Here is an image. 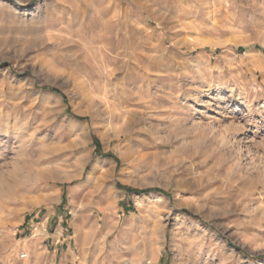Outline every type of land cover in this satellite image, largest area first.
I'll return each mask as SVG.
<instances>
[{
    "label": "rangeland",
    "instance_id": "374dc122",
    "mask_svg": "<svg viewBox=\"0 0 264 264\" xmlns=\"http://www.w3.org/2000/svg\"><path fill=\"white\" fill-rule=\"evenodd\" d=\"M15 1L0 0V264H35L21 225L57 210L75 264H264V0H147L149 26L132 0ZM107 88L132 144L112 140Z\"/></svg>",
    "mask_w": 264,
    "mask_h": 264
},
{
    "label": "crops",
    "instance_id": "0c3cea01",
    "mask_svg": "<svg viewBox=\"0 0 264 264\" xmlns=\"http://www.w3.org/2000/svg\"><path fill=\"white\" fill-rule=\"evenodd\" d=\"M63 213L37 212L22 227L28 243L30 261L35 264H75L76 240L63 220Z\"/></svg>",
    "mask_w": 264,
    "mask_h": 264
},
{
    "label": "bare ground",
    "instance_id": "6f19581e",
    "mask_svg": "<svg viewBox=\"0 0 264 264\" xmlns=\"http://www.w3.org/2000/svg\"><path fill=\"white\" fill-rule=\"evenodd\" d=\"M133 1V4L136 6V7H138V9L141 11V12H139V14H137L136 15V18H137V23L138 22H145V24L147 25V26H149V22L151 21V22H153L154 20L152 19V18H149L150 16H149V13H148V9H147V5H146V3H147V0H132ZM152 1V0H151ZM154 1V0H153ZM152 1V2H153ZM157 1V0H156ZM134 8V7H133ZM130 11V10H129ZM143 13H145L147 16H148V18H142L143 20H141L140 19V17H143ZM60 20L58 19V22H59ZM136 23V22H135ZM145 27V26H144ZM147 28L145 27V28H143V29H141V30H139L138 28L136 29L137 30V32L139 33V34H144V38H145V40H144V42H145V45L146 46H149V48H150V51H154V52H157V53H164L165 52V48H164V44H163V42L162 41H157V46L155 47V46H151V44L149 45V42L153 39V37L147 32V30H146ZM103 45V44H102ZM144 45V44H143ZM89 46H91V45H89ZM93 46V45H92ZM103 47V46H102ZM104 47L106 48V49H109V52L110 53H114V48L111 46V44L109 43V42H104ZM98 48V47H97ZM96 48V49H97ZM95 49V48H94ZM91 50V49H90ZM118 50V49H117ZM92 51V50H91ZM94 51V50H93ZM92 51V52H93ZM102 51V50H101ZM94 53V52H93ZM167 53V52H166ZM98 54H100V52L98 53ZM108 54V53H107ZM103 55H104V57H106V54H104L103 53ZM116 56H120L119 54H118V52L116 53ZM92 58H94V56L92 55L91 56ZM96 57V56H95ZM101 57V56H100ZM98 59V58H97ZM98 61V60H97ZM101 61V60H100ZM103 61V60H102ZM92 63H93V61H92ZM104 65L102 66L101 64H100V68L102 67H107V65H110V63H111V61L108 59V60H106V62L104 61ZM106 70V69H105ZM89 77V76H88ZM74 82H75V85L79 88V90H80V92L84 95L85 93H86V87H85V81H84V77H80L79 75L78 76H76L75 78H74ZM90 82V81H89ZM87 83V82H86ZM94 85V84H93ZM87 86V85H86ZM95 87H97V86H95ZM117 90V89H116ZM116 90H110V89H103L102 91H103V97H102V99H103V101H104V107H105V109H106V112L104 111V115H105V119H106V122H107V124H108V126H111L112 124H114V123H116V122H119L121 119L122 120H124L125 119V124H124V126L122 127V128H120L119 130H117V131H115L114 133H113V135H112V140L113 139H115V140H119V139H121V138H123L124 140L123 141H125V142H129V143H131L132 141H133V136H132V134H133V130L131 129V114H130V112H128V111H123V112H119V113H116V112H114L113 110L114 109H117V108H119L122 104H123V102H121V99H117V98H115V96L117 95V92H116ZM113 92V94H111ZM115 95V96H114ZM102 96V95H101ZM120 96V95H119ZM124 110V109H123ZM120 111H122V110H120ZM85 115H87L89 118H90V120H91V122H94L98 117H97V115L94 113V112H91V111H86L85 112ZM16 121V120H15ZM13 125V124H12ZM13 127V129L14 128H16V136H17V138H19V139H21L23 142L24 141H26L25 139H27L26 137H28V136H26V130H27V128H26V126H20V124H19V126L18 125H15L14 124V126H12ZM67 129H73V130H76V131H80L81 132V134H83V135H85L86 134V129H88V125L87 124H85V126H82V125H72V124H68L67 125ZM134 129V128H133ZM13 135V134H12ZM16 138V137H15ZM28 138H31V135H29V137ZM21 140H20V142H21ZM28 140V139H27ZM139 140V139H138ZM122 141V142H123ZM19 142V141H18ZM22 142V143H23ZM132 144V143H131ZM134 144V143H133ZM135 145V144H134ZM131 147H129V149H130ZM26 168V167H25ZM52 169V168H51ZM45 171V170H44ZM42 174V173H41ZM45 174V173H44ZM43 176V175H42ZM41 176V177H42ZM43 178H48V179H53V177H52V174H51V172L50 171H47L46 172V176H43ZM55 178V177H54ZM47 179V180H48ZM60 180V179H59ZM49 181V180H48ZM10 190V189H9ZM1 209L2 210H4V209H6V208H2V206H1ZM93 234V233H92Z\"/></svg>",
    "mask_w": 264,
    "mask_h": 264
},
{
    "label": "trees",
    "instance_id": "16d2710c",
    "mask_svg": "<svg viewBox=\"0 0 264 264\" xmlns=\"http://www.w3.org/2000/svg\"><path fill=\"white\" fill-rule=\"evenodd\" d=\"M204 51H207V49L204 50ZM236 51H237V52H240V51H242V49H237ZM96 144H97V143H96ZM123 190H124L126 193L136 192V193H138V194L148 192V191H134V190H132V189H130V188H127V187H124Z\"/></svg>",
    "mask_w": 264,
    "mask_h": 264
},
{
    "label": "built area",
    "instance_id": "2783aa9c",
    "mask_svg": "<svg viewBox=\"0 0 264 264\" xmlns=\"http://www.w3.org/2000/svg\"><path fill=\"white\" fill-rule=\"evenodd\" d=\"M27 258V254L26 253H22L19 255V259L20 260H25Z\"/></svg>",
    "mask_w": 264,
    "mask_h": 264
},
{
    "label": "water",
    "instance_id": "95a60500",
    "mask_svg": "<svg viewBox=\"0 0 264 264\" xmlns=\"http://www.w3.org/2000/svg\"><path fill=\"white\" fill-rule=\"evenodd\" d=\"M10 2H12L14 4H17V2L15 0H10Z\"/></svg>",
    "mask_w": 264,
    "mask_h": 264
}]
</instances>
